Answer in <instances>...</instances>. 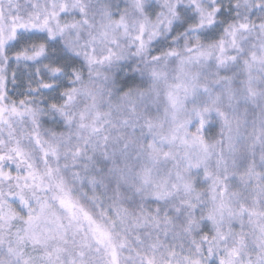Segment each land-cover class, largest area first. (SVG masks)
Instances as JSON below:
<instances>
[{
	"label": "snow or ice",
	"instance_id": "6c2138e0",
	"mask_svg": "<svg viewBox=\"0 0 264 264\" xmlns=\"http://www.w3.org/2000/svg\"><path fill=\"white\" fill-rule=\"evenodd\" d=\"M0 264H264V0H0Z\"/></svg>",
	"mask_w": 264,
	"mask_h": 264
}]
</instances>
